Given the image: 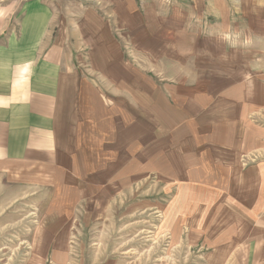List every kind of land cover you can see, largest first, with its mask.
<instances>
[{
  "label": "rangeland",
  "instance_id": "1",
  "mask_svg": "<svg viewBox=\"0 0 264 264\" xmlns=\"http://www.w3.org/2000/svg\"><path fill=\"white\" fill-rule=\"evenodd\" d=\"M26 1H0L4 38ZM45 1L74 46L107 25L114 63L73 51L60 174L0 169V264H218L233 202L264 192V0Z\"/></svg>",
  "mask_w": 264,
  "mask_h": 264
},
{
  "label": "crops",
  "instance_id": "2",
  "mask_svg": "<svg viewBox=\"0 0 264 264\" xmlns=\"http://www.w3.org/2000/svg\"><path fill=\"white\" fill-rule=\"evenodd\" d=\"M20 11V22L6 25L5 38L0 30V169L60 174L66 168L62 158L73 153L69 141L74 135L78 143L82 128L85 93L73 51L91 47L94 67H107L114 63L115 38L107 25L91 22L87 34L82 25L74 28L83 40L79 45L75 39L74 46L67 35L74 25L57 23L60 34L54 36L53 11L45 0H27ZM241 200L233 202L227 236L223 227L217 230L218 264H264V192L261 199Z\"/></svg>",
  "mask_w": 264,
  "mask_h": 264
},
{
  "label": "clouds",
  "instance_id": "3",
  "mask_svg": "<svg viewBox=\"0 0 264 264\" xmlns=\"http://www.w3.org/2000/svg\"><path fill=\"white\" fill-rule=\"evenodd\" d=\"M8 15L6 8H0V20L4 19Z\"/></svg>",
  "mask_w": 264,
  "mask_h": 264
}]
</instances>
